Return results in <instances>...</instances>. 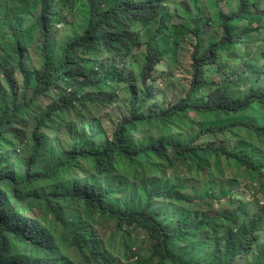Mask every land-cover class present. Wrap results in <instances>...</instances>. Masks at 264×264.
Returning a JSON list of instances; mask_svg holds the SVG:
<instances>
[{
    "label": "trees",
    "instance_id": "1",
    "mask_svg": "<svg viewBox=\"0 0 264 264\" xmlns=\"http://www.w3.org/2000/svg\"><path fill=\"white\" fill-rule=\"evenodd\" d=\"M29 1L0 19V147L13 151L0 155V264H110L85 216L144 230L161 264H264V244L240 261L264 204L252 214L257 203L235 191L264 175V0L218 6L215 20L206 0ZM81 1L82 33H62ZM213 23L219 38L206 41ZM137 52L135 75L126 66ZM109 105L121 114L107 131L97 113ZM87 121L91 137L70 134ZM225 166L245 176L219 189L229 207L177 216L200 199L180 172L210 180ZM204 230L209 251L193 245Z\"/></svg>",
    "mask_w": 264,
    "mask_h": 264
},
{
    "label": "rangeland",
    "instance_id": "2",
    "mask_svg": "<svg viewBox=\"0 0 264 264\" xmlns=\"http://www.w3.org/2000/svg\"><path fill=\"white\" fill-rule=\"evenodd\" d=\"M0 6V19L5 16V11L8 7L14 6L18 4L21 0H1ZM32 9H38L39 3L35 0L29 1ZM206 3L209 7L210 18L216 19V10L218 6L222 9L223 12H235L237 10V0H206ZM87 3L82 2L78 3V8L71 9L70 15H66L65 17L68 19L69 26L65 23H62L60 29L63 30L62 33L66 31V33H71L76 30L78 33H82L84 29V19H86V9ZM60 8V7H59ZM182 17V14L179 13ZM135 30H141L140 25H136ZM205 34L203 35V39L208 41L211 38H219L220 29L217 27L215 23L210 26H206ZM107 52H103L99 55L93 54L90 57L94 60L101 61L102 58L107 56ZM140 58L142 56L137 52V56H130L127 61L126 69L131 70L135 75L139 73L141 68ZM29 62L31 66H39L40 58L37 55V52L34 49V46L29 48ZM118 67L123 68L118 64ZM179 73V72H177ZM182 77V76H181ZM179 79V78H178ZM98 115H101L104 121V127L107 131L111 128L114 121L121 114L118 110L115 109L114 105L107 106L101 110H98ZM70 118V117H69ZM69 118L64 117L62 114H58L57 123L62 127L66 128L65 123L69 121ZM91 125L90 121L84 123H77L74 125H69L70 134L73 137H78V135H82V139H88L91 137L89 126ZM200 124L198 122L192 123L189 126L191 131H197L200 129ZM143 131L140 132V134ZM102 134L96 136V139H100ZM68 143H65L66 145ZM13 152L10 144H5L0 147V155H5ZM16 157V155H12V159ZM180 174L189 180L190 185L193 187L189 192L191 195H200V199L198 202L193 204L184 205L177 212V216H181L183 213L190 212H202L204 211H219L223 208L229 207L228 201L225 199H221L218 197V191L221 189L228 179L235 178L238 181H242L245 179L244 173L242 170L235 171L234 168L225 166L223 169V174L225 177H220L214 174L210 180L206 179L203 174L190 172L187 169H183ZM255 178L253 176H248L247 181H250L248 187L239 186L235 189L236 194L240 199L244 200L245 203H250V201H255L257 204L250 203L249 211L253 214L257 211V205H263L264 201V175L256 181H253ZM256 182L257 184H253ZM247 184V183H246ZM244 187V188H243ZM254 187L256 189H254ZM255 192V193H254ZM229 194L223 195V197H227ZM247 201V202H246ZM174 209V208H173ZM88 219L90 225L96 230L99 239L102 241L104 247V253L107 256L110 264H161V261L153 255L152 253V240L149 239L146 232L142 229H126L122 232H117L115 224L112 222H104L103 219L100 218H90L84 217L83 220L86 221ZM88 224V223H87ZM89 226V224H88ZM264 227V225L262 226ZM180 246L186 245V243H180ZM264 244V229L260 230L258 233V240L253 245L252 250L249 255L242 256L240 261H248L252 257V254L255 253V249L257 246ZM193 245L201 250V251H209L212 248V240L208 236L207 231L204 230L199 237L193 242ZM71 254V253H70ZM100 263L104 264L103 261ZM82 264H94L93 262H83ZM166 264H174V263H166Z\"/></svg>",
    "mask_w": 264,
    "mask_h": 264
},
{
    "label": "clouds",
    "instance_id": "3",
    "mask_svg": "<svg viewBox=\"0 0 264 264\" xmlns=\"http://www.w3.org/2000/svg\"><path fill=\"white\" fill-rule=\"evenodd\" d=\"M56 1H58V0H56ZM262 203H264V201Z\"/></svg>",
    "mask_w": 264,
    "mask_h": 264
}]
</instances>
